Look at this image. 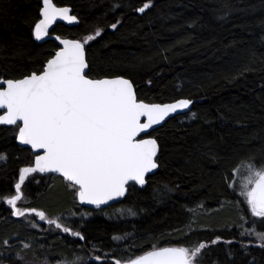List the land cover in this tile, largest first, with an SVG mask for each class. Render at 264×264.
<instances>
[{
  "label": "trees",
  "instance_id": "1",
  "mask_svg": "<svg viewBox=\"0 0 264 264\" xmlns=\"http://www.w3.org/2000/svg\"><path fill=\"white\" fill-rule=\"evenodd\" d=\"M53 2L79 21L52 34L85 43L90 78H126L145 103L189 100L194 116L150 134L157 171L100 212L82 209L61 177L22 180L34 155L16 143L18 125L0 126V264H54L88 250L80 264L126 263L169 246L192 252L194 264H264V242L250 233H264V215H249L234 174L264 168V0ZM41 7L0 0V81L40 73L57 50L34 40ZM16 187H24L18 216L5 203ZM31 209L51 223L33 228Z\"/></svg>",
  "mask_w": 264,
  "mask_h": 264
},
{
  "label": "water",
  "instance_id": "2",
  "mask_svg": "<svg viewBox=\"0 0 264 264\" xmlns=\"http://www.w3.org/2000/svg\"><path fill=\"white\" fill-rule=\"evenodd\" d=\"M59 24L70 28L79 21L70 7L42 0L33 37L58 48L40 73L0 81V126L18 125L16 143L34 155L35 172L78 188L82 208L105 210L119 204L129 186H146L158 169L159 144L150 134L189 113L192 103H145L126 78H90L85 43L52 34ZM253 208L264 215V177L255 188ZM116 264L190 262L182 248L169 246Z\"/></svg>",
  "mask_w": 264,
  "mask_h": 264
},
{
  "label": "rangeland",
  "instance_id": "3",
  "mask_svg": "<svg viewBox=\"0 0 264 264\" xmlns=\"http://www.w3.org/2000/svg\"><path fill=\"white\" fill-rule=\"evenodd\" d=\"M193 116H194L193 113H188L186 117L181 119V121H186V120L190 121V120H192ZM3 160H4V157L1 156L0 161H3ZM234 174L237 177L236 188L238 189V193L242 197L243 204L247 208L250 216H252L253 218L257 217V213H255L254 208H253L252 200H253V196H254V192H255V188H256L257 184L264 177V168H252L251 166H249V165L247 166L245 164V165H240L239 168L237 170H235ZM26 176L29 177L28 175H25V176L22 175V177H23L22 180H25ZM53 178L55 179L56 177H51V178L50 177H44V179H49L51 181ZM18 191L24 192V187L19 188ZM53 192H55V191H53ZM16 195H17V192H15L12 196L5 198V203L10 208L13 204V206L16 207L14 211L17 214H20V213L24 212L22 209L19 208V206L21 204V200H23V199L22 198L21 199L16 198L17 197ZM28 213L31 214V216H33L35 219V221H31L33 228L40 230V229L44 228L43 225L51 223V221L49 219H47L45 217V215L38 210L31 209ZM26 221H29V220H26ZM37 224H39V227ZM41 224H43V225H41ZM250 233L257 239L256 241L264 242V233L263 234L255 233L253 230H250ZM184 252H185V250H184ZM186 252H185V254H186ZM90 254H91V250H88V252H85L83 254V256L81 255V252L76 253L75 251H73L72 254L69 255V257L72 258L70 260L66 257H61V258L65 259V260H61V261H56L57 258H54L53 260H54V264H76V263L80 264L82 262L84 263L85 258L87 256H89ZM75 255H77V256H75ZM78 255L81 258H79ZM187 256L191 258V261L194 259V255L192 254V252H187ZM21 259H23V258L21 257ZM86 262H87V259H86ZM42 264H48V263L44 261ZM190 264H194V263L192 262Z\"/></svg>",
  "mask_w": 264,
  "mask_h": 264
},
{
  "label": "flooded vegetation",
  "instance_id": "4",
  "mask_svg": "<svg viewBox=\"0 0 264 264\" xmlns=\"http://www.w3.org/2000/svg\"><path fill=\"white\" fill-rule=\"evenodd\" d=\"M34 173V171H33V169H32V166L30 167V168H27V169H24L23 171H22V173L21 174H23V176H25V175H28L29 177H27L26 176V180L27 179H33V178H35L32 174ZM45 175H49V174H45ZM51 177H59V176H55V175H50ZM38 178H42V175H38L37 176ZM63 179V178H62ZM65 181V180H64ZM29 182L30 181H27V182H25V183H21L20 184V186H24L25 185V187L29 184ZM66 183H68L67 181H66ZM69 184V183H68ZM70 185V184H69ZM74 187V186H73ZM75 188V187H74ZM77 189V188H76ZM78 191H79V189H77V192H76V195H77V193H78ZM16 192H17V197L16 198H18V199H21L22 198V193L21 192H19L18 191V188L16 187ZM75 195V196H76ZM30 200V199H29ZM15 208L16 207H14L13 206V204H12V210H15ZM83 209V208H82ZM88 211H98V212H100V211H104V210H88ZM15 215H19V214H17L16 212H15ZM69 237H71L72 239H76V238H79V240H80V242L83 244L84 242H83V238H81V235H78V234H73V233H71L70 235H69ZM185 252H186V250H185ZM186 256H187V252H186ZM188 257V256H187ZM189 258V261L191 262V258L190 257H188ZM95 259H97V256H94V257H92V256H90V258L89 259H87L88 261H90V260H95Z\"/></svg>",
  "mask_w": 264,
  "mask_h": 264
},
{
  "label": "bare ground",
  "instance_id": "5",
  "mask_svg": "<svg viewBox=\"0 0 264 264\" xmlns=\"http://www.w3.org/2000/svg\"><path fill=\"white\" fill-rule=\"evenodd\" d=\"M188 114V113H187ZM34 171V170H33ZM35 172V171H34ZM37 173V172H36ZM39 175H43V174H39ZM49 175H51V174H49ZM56 176V175H55ZM66 181V180H65ZM252 203H253V200H252ZM256 213V212H255ZM258 214V213H257ZM259 215H261V214H259Z\"/></svg>",
  "mask_w": 264,
  "mask_h": 264
}]
</instances>
